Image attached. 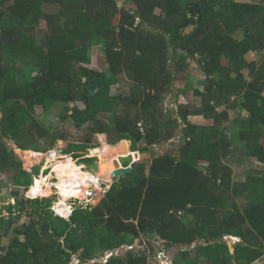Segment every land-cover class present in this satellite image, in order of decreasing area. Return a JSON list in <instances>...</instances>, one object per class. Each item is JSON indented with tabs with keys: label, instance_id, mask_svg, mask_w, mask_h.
Instances as JSON below:
<instances>
[{
	"label": "trees",
	"instance_id": "16d2710c",
	"mask_svg": "<svg viewBox=\"0 0 264 264\" xmlns=\"http://www.w3.org/2000/svg\"><path fill=\"white\" fill-rule=\"evenodd\" d=\"M99 45L106 69L88 67L90 49ZM249 52L260 59L248 61ZM193 63L206 79L193 89L199 103L167 111L164 94L175 81H184L177 93L188 90ZM121 77L128 92L112 94ZM57 105L87 131L63 149L73 157L96 146L98 134L110 145L129 140L140 153L176 138L179 144L153 157L131 184L134 169L144 170L136 163L96 204L73 206L68 217L51 210L56 196L23 200L10 190L18 207L0 206V264H69L74 255L82 264H158L151 263V242L138 252L121 250L141 236L184 246L172 264H264V0H0V194L7 184L28 188L39 171L25 170L2 138L28 156L53 148L60 139L53 134L46 147L38 145L48 132L32 111ZM192 116L212 120L201 128L210 135L195 137ZM107 143L112 163L126 154V143ZM237 150V163L260 164L241 180L232 166ZM55 186L77 193L70 184ZM67 197L60 198L68 208ZM228 237L241 239L232 251Z\"/></svg>",
	"mask_w": 264,
	"mask_h": 264
},
{
	"label": "rangeland",
	"instance_id": "374dc122",
	"mask_svg": "<svg viewBox=\"0 0 264 264\" xmlns=\"http://www.w3.org/2000/svg\"><path fill=\"white\" fill-rule=\"evenodd\" d=\"M241 1L258 2L260 0H241ZM118 17H119L118 14L111 16L110 22L116 23ZM43 25H44V23H41V26H43ZM239 36H242V34L240 33ZM89 55H90L91 61L88 65V67H91L94 69H106L107 66H106L105 61H104V53H103L102 47L100 45L92 47L90 49ZM246 59L248 61L259 60L260 54L259 53L257 54L254 52H249L246 54ZM188 72L190 75V80L188 81L189 88L187 91H185V93H177V91H176L178 89L183 88L184 81H175L172 84V86L169 88V90L164 94L163 106L167 109V111H169L170 109L175 111L177 108V104H179V103H186V102H191L194 104L199 103V97H197L193 94V89L197 88V89L201 90L204 87V84L206 82L205 75L200 70L198 65L195 63L191 64ZM243 74L245 75V77H247V70H244ZM123 78L124 79H122V77H121L119 83L112 87V90H111L112 94H116L118 92H128L129 81L125 77H123ZM79 105H81V104H79ZM32 113L35 116V118H37L40 121V124L47 129V132H48V135L44 136V138H40V140L38 141V145L41 147L47 146V141L50 139L51 134L58 136L60 138V139L56 140L55 145H54V147H59V148L60 147H62V148L66 147L67 144L70 142H81L84 140V137L87 134V131L84 127L81 129H77L73 126L72 121L68 117V115L63 113L61 105L52 106L48 110H43L41 106H37L33 109ZM245 114H246L245 112H240L241 117L245 116ZM235 116H236L235 113L232 110H230V112H229L230 120H232ZM0 117H1V112H0ZM191 120L196 125V131H195V137L196 138L201 136L200 135L201 133L206 134V135H208V134L210 135V132L208 130H207L208 132L202 131L201 128L203 129L204 127H206L209 129L213 124L211 119H205V118H201V117H198V118L192 117ZM182 127H183V125L181 124V128ZM230 131H231V129L224 131V137L227 135H231ZM0 139H1V137H0ZM2 139H3L6 147L9 150L10 149L13 150V152L15 154V158L21 162L22 167L25 170L31 171L34 166H37L38 164H40L39 162L41 159V155L39 157L34 156V154H37V152H34L33 150H29L30 153L33 155L28 156L25 153V151H21L20 149H19L20 150L19 151L18 148H16V145H15L13 140L6 139V138H2ZM95 139L97 140L98 143H99V141H101L100 142L101 145L104 144L100 148V152H99V155H100L99 160H100V158L102 159V157H103L101 153L104 150V147H105V144L107 143L108 138L106 137V135H102V134L99 135L98 134V135L94 136V138H93V140H91V142L95 141ZM121 143L122 142L119 141L116 144L111 145V146L115 147L117 145H120ZM178 144H179V138H176L172 141V143L164 144V145H161L158 147H153L149 153H145V155L138 154L136 157H134L135 160L136 159H139V160H136V162L133 163L132 167H135L136 163H139L141 165V168H143L144 170H141L143 173L140 174V173L136 172L134 169L133 173H131L129 178H128V182L132 184L133 183L132 181H134L138 175L146 174V171H147L146 168L149 165V163L151 162V160L153 159V157L164 154L165 152H168L170 150H173V151L176 150V147ZM126 145H127V143H126ZM44 151L45 150L42 149V152H44ZM66 151H67V149H66ZM240 156H241L240 150H237L235 158H234L235 162L232 164L233 169H234V178L238 179V180H241L243 178L244 171H246L252 167H258L260 165L258 163V161L256 159H253V158H251L250 160H247L244 158V161H243L244 163L243 162H242V164L237 163L236 161L238 160V158ZM92 161L95 162L96 159L93 158L92 160H89V161L79 160V161H76L75 164L79 165L80 163L92 162ZM68 162L69 161L63 162L64 164L62 163L63 165H61V166H64V168L67 167L69 164ZM38 167H39V171H38L36 178H38L40 180V183L36 186H31L29 188L14 187L11 184H7V186L3 187L2 193L0 194V206H4V205L10 203V205L15 206L16 208L18 207V204L14 203L13 196L9 193L10 190H13V189H18L19 193H18L17 197L20 199L22 198L23 200H26L29 198H36V197H40V196L45 197L47 195L44 192L47 190H50L49 192H51V194H49V195L50 196L52 195V192H53L52 188L50 189L48 186H44V188L41 187V184H45L47 178L49 177V172L46 170V166L40 165ZM111 168H113V167H111ZM42 172H43V174H42ZM104 173H105V171H104ZM110 173H108V174L110 175ZM109 175H108V177H109ZM61 177H63V176H60V177L57 176V181L54 183L55 185L57 184L58 186H66L67 184H70V185H72V188L74 187L73 184L76 182V180L63 182L62 180H65L66 178H61ZM120 177H122V176H119L118 178L111 179L107 185L112 183L114 180L119 179ZM37 194H38V196H37ZM62 195H64V193H60V197ZM70 195H73V194H70ZM55 198H56V200L52 201L51 210L52 211L56 210L60 214V216L64 215L63 217H68L69 214H67L68 208L66 207V205L63 203L61 198H59V197H55ZM2 210H3L4 216H7L9 212L5 209H2ZM15 214L16 213L13 212L12 215H15ZM25 218H27L26 213L21 214L20 218H18L16 221H14L12 223V227H14L16 224L22 223L25 220ZM137 240H139V238H137L135 240V243H134L135 245L137 243ZM231 240H232L231 238L227 240V243L229 245H231L234 242ZM7 242H8V238L4 237L2 244L6 245ZM160 244H162V240L152 242V246L155 248V250L161 249L160 251H163L162 253L164 255L166 254V256L169 258V261H171L177 252V248H167L164 246L160 247ZM146 246H147V244H142V239H141L140 245H136V248L143 249ZM193 246H195V245H193ZM130 247H132V246H130ZM128 249H129V247H127V250ZM157 252H156V254H157ZM122 253L123 252L118 251L116 254L122 255ZM156 254H155L154 259L151 260V263H155L158 261V259H157L158 257L156 256ZM160 255L162 256L161 253H160ZM104 258H102V259L98 258L97 260L102 261V260H104ZM161 263L166 264L167 262L165 259H163V260H161ZM261 263H262V260L257 261V264H261ZM69 264H82V262L77 258L76 255H74L72 257V260L69 262Z\"/></svg>",
	"mask_w": 264,
	"mask_h": 264
},
{
	"label": "built area",
	"instance_id": "2783aa9c",
	"mask_svg": "<svg viewBox=\"0 0 264 264\" xmlns=\"http://www.w3.org/2000/svg\"><path fill=\"white\" fill-rule=\"evenodd\" d=\"M64 147H53L50 149H47L44 152H37L38 155H41L40 164L37 166L43 165L46 166V170L49 172V177L47 178L46 182L50 184V187L53 189L52 195H60L59 190L55 186L54 182L57 179V174L55 171V165L59 162H64L67 159H71L76 163V161L79 160H85V159H93L95 158L96 161H99L98 157V147L89 148L82 153L79 157H73L72 154H67L63 151ZM89 162L80 163L78 166L86 176L83 179H80V182L76 185L77 187H74V189H81L82 194H79V196H71L68 199H66V203H68V207L70 208V211L73 206H82L86 207L88 205H94L96 204L99 199H101L106 191L108 190L109 185H107L109 182H107L105 179L101 178L97 175L93 170L85 169L84 164ZM35 167V166H34ZM131 248L130 246H128ZM163 251H159L156 256L158 257V264H162L161 260L165 259L166 264H172V260L169 261V258L162 253ZM162 254V256L160 255ZM112 252H107L106 257L110 256Z\"/></svg>",
	"mask_w": 264,
	"mask_h": 264
},
{
	"label": "bare ground",
	"instance_id": "6f19581e",
	"mask_svg": "<svg viewBox=\"0 0 264 264\" xmlns=\"http://www.w3.org/2000/svg\"><path fill=\"white\" fill-rule=\"evenodd\" d=\"M106 143V142H105ZM102 145H104V144H102ZM102 145H100L98 148H99V150H98V157L100 156L99 155V152H100V148L102 147ZM19 150V149H18ZM20 151V150H19ZM102 154V159L100 158V160L98 161V171H97V175L98 176H100L101 178H103V179H105L107 182H109L110 180H111V173H110V175H109V177L107 178L106 177V175H105V173H107V171L109 170V168H111L110 167V164H109V162H107V158L105 157V147H104V150H103V152L101 153ZM138 155V152L137 151H133L132 152V156H133V159L135 160V158L134 157H136ZM136 160H139V159H136ZM67 161H69V162H74L73 160H71V159H67L66 161H64V162H67ZM68 162V163H69ZM63 162H59L58 164H56L55 165V171H56V174H57V176H59L60 177V175H59V173L61 172V169L62 168H64V166H61V165H63L62 164ZM67 163V164H68ZM69 165V164H68ZM73 168H78V170L77 171H70V172H68L67 173V175H66V179L65 180H62L63 182H65V181H74V180H76V182L73 184L74 185V187H77L76 185L80 182V179H83L85 176H86V174H84L83 172H81V170H80V168H79V166L78 165H73V166H67V167H65V173H66V171L67 170H69V169H73ZM108 168V169H107ZM107 169V170H106ZM44 171V170H43ZM103 171V172H102ZM104 171H105V173H104ZM65 173H63L61 176H63ZM42 174H43V172H42ZM41 179V178H40ZM37 180V179H36ZM40 181V180H39ZM57 181V179L55 180V182ZM36 182V181H35ZM54 182V183H55ZM44 186H48L50 189H51V187H50V184L49 183H46L45 182V184H41V187L42 188H44ZM74 187L72 188L73 190H75V191H77L78 193L76 194H73V195H70L69 193H66V194H64V195H68V197H67V199L69 198V197H71V196H79V194H82V191H81V189H74ZM50 191V190H49ZM50 194H51V192H50ZM68 213H69V207H68Z\"/></svg>",
	"mask_w": 264,
	"mask_h": 264
},
{
	"label": "water",
	"instance_id": "95a60500",
	"mask_svg": "<svg viewBox=\"0 0 264 264\" xmlns=\"http://www.w3.org/2000/svg\"><path fill=\"white\" fill-rule=\"evenodd\" d=\"M121 142L127 143L126 154L119 153L118 156L115 157L113 161V170L111 172V179L118 178L119 176H126L131 173L133 170V163L136 161L133 159L132 151H130V141L129 140H121ZM85 169L93 170L95 173L98 171V161L86 163L83 165ZM230 239V238H227ZM236 241H241L240 238H235Z\"/></svg>",
	"mask_w": 264,
	"mask_h": 264
},
{
	"label": "crops",
	"instance_id": "0c3cea01",
	"mask_svg": "<svg viewBox=\"0 0 264 264\" xmlns=\"http://www.w3.org/2000/svg\"><path fill=\"white\" fill-rule=\"evenodd\" d=\"M192 117H193V118H198V117L203 118L202 116H192ZM192 117H190V121H191V122H192V120H191ZM192 123H193V122H192ZM103 135H104V134H103ZM99 143H100V141H99ZM100 145H101V143H100ZM100 145H99V146H100ZM108 145H109V144H108ZM109 146H111V145H109ZM111 147H112V146H111ZM21 151H22V150H21ZM147 153H149V152H147ZM138 154H140V155H145V153H140V152H138ZM107 162L110 163V165H111L110 167H113L111 161L107 160ZM112 169H113V168H109V170L107 171V173H105V175H106L107 178H108V175H109L108 173L112 172ZM136 239H137V238H136ZM136 239H135V240H136ZM141 239H142V243L145 242V244H147V243H149V242H151V243H152V242H156L155 240L147 239V238L141 236V237L139 238V240H137L136 245H140ZM231 239H232L231 241L236 242L235 238H231ZM135 240H134V242L130 245V246H132L131 248L134 249L135 252H138L139 250H143L144 248H143V249H141V248H136V245L134 244V243H135ZM234 242H233V243H234ZM237 242H239V241H237ZM233 243H232L231 245L228 244V245H229V248H230L231 251L233 250V247H232ZM195 244H197V243H195ZM195 244H194V245H195ZM133 246H134V247H133ZM161 246H163V245L160 244V247H161ZM127 247H128V245H124V246L121 247V250L125 251V250H127ZM183 247H184V246L177 245V246H174V247H172V248H177V250H178V248H183ZM160 250H161V249H157V250H155V252H157V251L159 252ZM158 252H157V253H158Z\"/></svg>",
	"mask_w": 264,
	"mask_h": 264
},
{
	"label": "clouds",
	"instance_id": "9594fccd",
	"mask_svg": "<svg viewBox=\"0 0 264 264\" xmlns=\"http://www.w3.org/2000/svg\"><path fill=\"white\" fill-rule=\"evenodd\" d=\"M99 145H100V143H97V145L96 146H94V147H99ZM17 148V147H16ZM65 148V147H64ZM93 148V147H92ZM19 149V148H18ZM89 149V148H88ZM21 150V149H20ZM47 150V149H46ZM45 150V151H46ZM22 151H26V150H22ZM131 151V150H130ZM34 152H42V151H34ZM133 152V151H132ZM138 152V151H137ZM67 154H70V153H67ZM72 154V153H71ZM73 156V155H72ZM93 162V161H92ZM136 162V161H135ZM90 163V162H89ZM28 171V170H27ZM30 172V171H29ZM36 177H37V175H35L34 177H33V183H32V185L35 183V181H36ZM32 185H30V186H28V188L29 187H31ZM111 185V184H110ZM110 187V186H109ZM109 189V188H108ZM37 196H38V194H37ZM51 196H56V197H59L60 198V195H56V194H54V195H51ZM50 195H48V196H45V197H43V196H40L41 198H48V197H51ZM39 197V198H40ZM100 200V199H99ZM65 203H66V200H65ZM67 205H68V203H66ZM72 210V209H71ZM55 214H57V215H59L60 216V214L56 211V210H54L53 211ZM70 213H71V211H70V208H69V215H70ZM228 238H235V237H228ZM227 239V238H226ZM228 240V239H227ZM129 249H132V248H129ZM109 252H112V251H109ZM107 253V252H106ZM106 253H105V255H104V257L106 256ZM103 257V258H104ZM109 257V256H108ZM108 257H105L104 258V260H102V261H105ZM97 260V259H96ZM98 261V260H97ZM101 261V262H102ZM157 263V262H156Z\"/></svg>",
	"mask_w": 264,
	"mask_h": 264
},
{
	"label": "flooded vegetation",
	"instance_id": "af4514ba",
	"mask_svg": "<svg viewBox=\"0 0 264 264\" xmlns=\"http://www.w3.org/2000/svg\"><path fill=\"white\" fill-rule=\"evenodd\" d=\"M65 170H66L65 168H62V169H61V172H62V173H65Z\"/></svg>",
	"mask_w": 264,
	"mask_h": 264
}]
</instances>
